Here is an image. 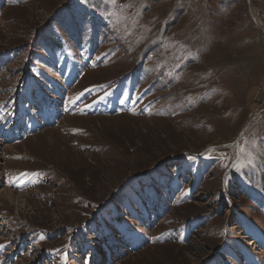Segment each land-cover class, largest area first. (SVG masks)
Instances as JSON below:
<instances>
[{
  "label": "rangeland",
  "instance_id": "374dc122",
  "mask_svg": "<svg viewBox=\"0 0 264 264\" xmlns=\"http://www.w3.org/2000/svg\"><path fill=\"white\" fill-rule=\"evenodd\" d=\"M0 264H264V0H0Z\"/></svg>",
  "mask_w": 264,
  "mask_h": 264
}]
</instances>
